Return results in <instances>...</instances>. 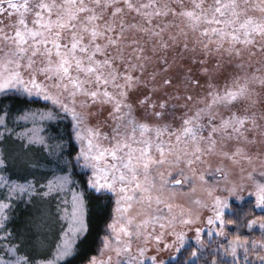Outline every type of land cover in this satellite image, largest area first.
Masks as SVG:
<instances>
[{
	"label": "snow or ice",
	"instance_id": "1",
	"mask_svg": "<svg viewBox=\"0 0 264 264\" xmlns=\"http://www.w3.org/2000/svg\"><path fill=\"white\" fill-rule=\"evenodd\" d=\"M21 93L44 107L0 108V264H72L94 194L107 220L85 264L185 248L178 264H224L202 225L241 223L261 239L216 251L264 264V215L225 219L231 197L264 213V0H0V94ZM65 120L67 138L48 132ZM18 200L33 206L22 231Z\"/></svg>",
	"mask_w": 264,
	"mask_h": 264
},
{
	"label": "trees",
	"instance_id": "2",
	"mask_svg": "<svg viewBox=\"0 0 264 264\" xmlns=\"http://www.w3.org/2000/svg\"><path fill=\"white\" fill-rule=\"evenodd\" d=\"M242 101V100H241ZM241 101H238L241 102ZM11 107L14 111L21 108H31V109H42L44 107V103L41 99L31 98L21 93L18 96L15 94H0V108H8ZM67 121L57 122L53 121L50 125H48V132L50 134L55 135L58 131L61 134L65 135L68 131ZM28 127V125H27ZM75 148L76 151L79 150L78 142L73 140L71 143L66 145V151H72ZM77 175L74 177L78 182L79 186L83 187V181L87 178L86 174L90 173L88 169L82 168L77 165L75 168ZM90 191V190H89ZM90 208L92 213V221H91V235L89 237V241L81 246L79 255L72 259V264H85V257L90 255H95V249L98 243L99 235H102V230L104 229L105 222L107 220V206L108 201L107 198L101 196L99 194H94L89 197ZM29 203L26 200H18L14 201L12 209H11V225L10 227H15V223L17 221V216H21L28 210ZM250 205L243 203L231 202L229 210L225 213V219H233L235 220L237 217L244 216V213L247 211V217L251 218L253 216L259 217L260 215H264L260 210L256 209L254 211H249ZM227 231L226 234L229 240H233L235 235H240L243 241V237H247L248 241L256 238V236L261 239V233L258 228H254V231H250L249 229L243 227L242 223L238 226L237 224H228L226 225ZM214 240V241H213ZM209 240L206 239V244L208 245L207 251L205 253H213L215 257L219 260H222L224 264H232V257H227L222 254V252H217V249H213L215 246V239ZM193 247H195L192 243ZM242 255V254H241ZM186 258V248L181 249L176 259L168 261L167 264H178V261H183ZM250 259H254V257H250Z\"/></svg>",
	"mask_w": 264,
	"mask_h": 264
},
{
	"label": "rangeland",
	"instance_id": "3",
	"mask_svg": "<svg viewBox=\"0 0 264 264\" xmlns=\"http://www.w3.org/2000/svg\"><path fill=\"white\" fill-rule=\"evenodd\" d=\"M213 83L216 84V86L218 87V89H219L220 91H223L224 86H225L224 75L213 74ZM257 91H260L259 86H257ZM28 97H29V96H28ZM31 98L41 99V98H39V97H35V96H31ZM41 100H42V99H41ZM244 104H245V102H244L243 100H242L241 102H239V103L237 102V106H238V107L243 106ZM90 122H91V123H95V119L91 120ZM28 127H31V124H28ZM78 145H79V142H78ZM79 147H80V145H79ZM88 170H89V169H88ZM89 171H90V170H89ZM198 194L201 195V196L203 195L202 193H198ZM246 195H247V194H245V196H246ZM231 202L241 203L240 201H237L234 197H231V198H230V203H231ZM228 210H229V208H226V209H225V213H226ZM258 210H259V209H258ZM32 211H33V206H32L31 204H29L28 210L25 211V213L22 214L20 217L17 216V221H16V223H15V225H14L15 227H13V229H15V230H17V231H22V230L24 229V227H25V223H26V221L28 220V218L30 217ZM225 215H226V214H225ZM202 227L205 228V232L202 234V238L204 239L205 244H206V239H208V241H209V240H213V239H215L216 242H215V246L212 247L213 249H217V246H218L219 244H223V245L225 246V248L228 247V242L231 241V240L228 239L227 234H226L225 237L215 235V234H214V230H215V227H216V226L213 225V226H211V229H212V231H213V234H212V235H209V234H208V232H209V227H208L207 225H202ZM58 228H59V224L54 225V227H53V229H52L53 234L55 233L56 230H58ZM255 228H258V230H259L260 233H261V230L259 229L258 226L255 227ZM224 231H225V233H226V231H227V227H225ZM251 231H254V230H251ZM187 235H188L189 237H192L193 234H192L191 232H189V233H187ZM252 240H260V239L256 236V238H253ZM252 240H249V242L252 241ZM213 241H214V240H213ZM242 242H243V241H242ZM187 243H192L195 247L197 246V245H196V241H195L194 238H192V239H190L189 241H187ZM207 247H208V245L206 244V248H205V249H202L201 251H202V252H206V251H207ZM219 251L222 252V254L225 255V256H227V257H232L230 251H229V252H225L223 249H220ZM242 251H243L242 249H238V253L242 254ZM178 254H179V252H175V251H172V252H171V255H169L168 253H165V258H166V260H167V262H168V261H171V260H173V259H176V257L178 256Z\"/></svg>",
	"mask_w": 264,
	"mask_h": 264
}]
</instances>
